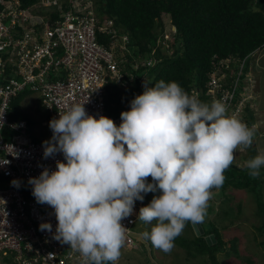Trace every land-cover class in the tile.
<instances>
[{
    "label": "clouds",
    "instance_id": "1",
    "mask_svg": "<svg viewBox=\"0 0 264 264\" xmlns=\"http://www.w3.org/2000/svg\"><path fill=\"white\" fill-rule=\"evenodd\" d=\"M120 116L117 127L75 104L51 120L44 157L62 153L66 163L29 179L36 202L54 209V239L79 253L83 264H117L129 231L122 221L147 193L160 195L139 209V221L155 222L142 237L170 253L187 224L204 221L212 190L223 186L237 150L250 148L255 136V126L229 115L224 102H201L175 81L145 86ZM246 167L259 178L264 152ZM40 230L51 232L52 225L43 223Z\"/></svg>",
    "mask_w": 264,
    "mask_h": 264
},
{
    "label": "built area",
    "instance_id": "2",
    "mask_svg": "<svg viewBox=\"0 0 264 264\" xmlns=\"http://www.w3.org/2000/svg\"><path fill=\"white\" fill-rule=\"evenodd\" d=\"M98 33L109 37L108 45L99 41ZM169 36L167 32L160 44L171 53L166 43ZM126 41L111 20H97L92 0H39L26 7L19 0H0L1 257L11 256L17 264H83L79 253L54 239L58 223L54 209L36 202L29 179L38 178L45 169L55 171L58 161L66 163L62 153L45 158L44 147L53 135L49 122L73 105L84 104L89 115L105 116L117 127L122 123L120 114L130 110L131 101L115 114H106L105 108L107 87L115 84L123 90L132 80L119 66L127 52ZM154 54L155 49L143 60L146 66L155 64ZM245 60L240 61L229 88L222 81L231 63L236 65L232 59L217 64L207 82L213 101L224 102L228 114L240 120L250 99L238 86ZM126 75L129 80L124 79ZM19 95L40 99L39 114L45 116L40 125L51 130L45 139H36L25 119H10L12 103ZM13 181L19 186H13ZM140 208L136 201L133 215L122 221L129 230L123 248L141 244L135 238ZM43 223L52 225L51 232L40 230Z\"/></svg>",
    "mask_w": 264,
    "mask_h": 264
},
{
    "label": "trees",
    "instance_id": "3",
    "mask_svg": "<svg viewBox=\"0 0 264 264\" xmlns=\"http://www.w3.org/2000/svg\"><path fill=\"white\" fill-rule=\"evenodd\" d=\"M19 1L23 7H26L39 0ZM92 2L95 16L100 23L111 20L113 28L126 35L127 52L119 66L123 73L132 76L129 86L123 90L115 84L107 87L106 114H115L125 102L143 94L145 86L154 87L160 80L175 81L189 95L198 98L201 102L211 104L213 99L208 94L207 82L217 64L225 59L236 62L235 66L231 63V68L222 81L223 86L229 88L236 76L240 61L264 46V0H93ZM254 8L258 11H253ZM171 28L174 30L171 31ZM167 32L171 35L170 39L166 40L171 53L163 51L160 44L164 41ZM98 37L101 43L108 45L109 37L106 34L98 33ZM154 49L155 64L148 67L143 60L150 57ZM134 65L137 66L136 69ZM128 75L125 76V80L130 79ZM23 98L24 95H19L12 103L14 114L10 115V119L13 121L25 119L31 127L33 120L18 107V101ZM112 104H115V107H112ZM38 108L42 109L40 101ZM242 121L251 127L250 125L254 124L253 112L248 115L245 113ZM246 150L248 153L243 155L241 160L243 165L238 166L235 160L225 171L226 179L220 191L222 196L228 188L250 194L255 200L257 214L263 218V223L257 228V232L259 235H264L262 197L264 167L260 170L259 178H251L248 175L246 162L259 154L254 139L251 147ZM148 182H152L150 177ZM225 196L227 200L230 199L228 195ZM233 208L230 207V210ZM236 208L240 211V205H236ZM224 212L226 211H221ZM200 224L203 231L201 236L188 238L191 240L177 237L174 243L185 251L189 258L205 257L210 264H220L216 254L226 251L223 249L221 236L211 223L208 224V228H204L202 222ZM187 225L191 227V223ZM209 235L214 237V242L211 241V244L205 240ZM231 243L230 249L238 253L235 241ZM227 251L226 257L230 255ZM5 258L12 259L11 256Z\"/></svg>",
    "mask_w": 264,
    "mask_h": 264
},
{
    "label": "rangeland",
    "instance_id": "4",
    "mask_svg": "<svg viewBox=\"0 0 264 264\" xmlns=\"http://www.w3.org/2000/svg\"><path fill=\"white\" fill-rule=\"evenodd\" d=\"M93 1V0H92ZM166 23V22H165ZM168 28V25H167ZM171 36H169L170 38ZM121 55V53H120ZM257 53L253 54L247 59L252 65L257 57ZM246 61V62H247ZM247 62V63H248ZM245 64L241 77L238 82L239 89L241 92L245 91L246 85L248 84V77L251 75V81L257 79L259 85L254 83L257 88V96L253 95L251 89H247V96L252 98L251 103H248V108L245 113L250 114L253 112L254 124L255 126V136L254 141L258 150V153L264 152V72H260L258 75L256 71H252L251 65ZM238 69V68H237ZM237 71V70H236ZM252 71V72H251ZM254 72V73H253ZM259 72V71H258ZM253 74H256L253 75ZM263 89V90H262ZM124 98V95H123ZM38 97L34 95H29L25 99H20L18 101V107L26 112L27 116H30L33 120V125L31 127V132L36 139H45L48 135V128H42L40 123L45 120V116L42 113L39 114L42 109L39 106ZM125 102V103H129ZM247 150L239 151L237 150L235 154V162H238V166L242 164L243 155L247 154ZM239 160V161H237ZM213 197L209 201V206L207 209V215L202 222L204 228L209 227V223L214 227L221 239L223 241V249L229 250V256H225V252L222 251L217 253V259L220 264H264V235H259L257 228L263 223V218L257 214L256 204L254 198L242 190H235L228 188L225 190L224 195H221L220 188L213 189ZM263 201H264V187ZM144 200L140 201V207L147 206L154 196L160 195L159 192L143 194ZM230 197L229 200L226 196ZM236 205H240V211L236 208ZM234 207L230 210V207ZM224 210L226 212L221 213ZM262 214V212H260ZM233 223H231V222ZM231 223V224H230ZM155 225L145 224L141 221L137 222L135 238L137 241L140 240L141 244H136L132 248H123L121 250V257L119 259V264H210L205 257L189 258L185 251L178 247L174 243V248L170 253H164L161 250L152 246L150 241L143 239L142 233L145 231H150L151 227ZM193 228V223L191 227L186 225L183 230L182 235L179 238H192L196 235ZM202 234L200 233L201 236ZM208 237V236H206ZM205 237V239H206ZM191 240V239H188ZM235 241L238 253H234L235 250H231V242ZM214 242V241H212ZM262 242V243H261ZM261 243V244H260ZM260 244V245H259ZM9 257V256H8ZM0 264H17L14 260L3 258L0 256Z\"/></svg>",
    "mask_w": 264,
    "mask_h": 264
},
{
    "label": "crops",
    "instance_id": "5",
    "mask_svg": "<svg viewBox=\"0 0 264 264\" xmlns=\"http://www.w3.org/2000/svg\"><path fill=\"white\" fill-rule=\"evenodd\" d=\"M255 53H257V57H255V61H254V63L251 65L250 63L252 62H246L247 63V65H251L250 66V68L252 69V71H256V74L258 75L260 72H264V46L261 48V49H259V50H257ZM254 53V54H255ZM249 58V57H248ZM247 58V59H248ZM251 71V72H252ZM259 71V72H258ZM254 73V72H253ZM256 74H253V75H255L256 76ZM261 74V73H260ZM263 80H264V78H263ZM248 81H249V83H250V87H253L252 88V91H253V95L254 96H257V88L254 86V83H257L258 85H259V82L257 81V79L256 80H254V81H251V75H250V77H248ZM249 88V85L247 84L246 85V88H245V91L247 92V89ZM263 90V89H262ZM251 108V107H250ZM49 134V133H48ZM48 136V135H47ZM209 242H211V241H209Z\"/></svg>",
    "mask_w": 264,
    "mask_h": 264
},
{
    "label": "water",
    "instance_id": "6",
    "mask_svg": "<svg viewBox=\"0 0 264 264\" xmlns=\"http://www.w3.org/2000/svg\"><path fill=\"white\" fill-rule=\"evenodd\" d=\"M193 228L195 232L197 233L196 234L197 236L200 235V233L201 234L203 233L200 223H193ZM213 238H214L213 236H209V237H206L205 240L208 242L210 239L213 240Z\"/></svg>",
    "mask_w": 264,
    "mask_h": 264
}]
</instances>
